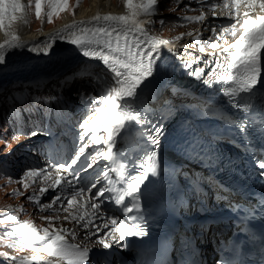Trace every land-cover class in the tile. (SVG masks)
Instances as JSON below:
<instances>
[{"label": "snow or ice", "instance_id": "1", "mask_svg": "<svg viewBox=\"0 0 264 264\" xmlns=\"http://www.w3.org/2000/svg\"><path fill=\"white\" fill-rule=\"evenodd\" d=\"M125 3L126 7L130 10L135 8L134 11L130 12V15H105L102 17L98 15L93 17L90 21H82L79 24L74 23L62 30L66 33L67 42L75 45L83 56L101 61L112 74L114 83L118 85V87L112 86V84L106 82L102 96L87 95L83 91L79 93L81 99L86 103L92 101L98 105H106L107 107L102 108L97 106L92 109L99 114L91 124L88 123V119H85L81 123L80 127L83 131L79 134L78 139L83 143L75 153V158L71 159L70 162L61 163L59 166L60 168L71 170V174L76 178V183H79V173L86 171L87 168L92 166V163H85L77 170L76 166L81 156H84L85 160L90 162H95L99 158L98 156H91L85 153V148L88 147L90 143L109 144L114 140L115 134L125 126V120L136 121L138 123H150L142 118L139 112L131 108L126 98L135 97L137 95V88L148 77L153 76L154 72L158 69V61L162 58L160 55V46L167 45L169 42L155 40L150 37L147 30L142 27V25H145L149 21L139 18L141 16L150 17L155 14L158 11L156 7L157 0H145L144 3L139 5H132L129 3V0H125ZM214 6L213 4V7ZM256 6L257 0H248L246 3V7L249 10ZM22 7L23 5L19 0H0V25H3L6 16H10L12 13L21 10ZM49 7L52 9V11L48 13V19L49 22H51L53 13H58L63 10L66 4L63 3L62 0H52ZM223 7L229 10L236 7L237 10L235 15L237 19L235 22L231 23L230 26H222V33L231 34L234 37L239 34V38L236 39L234 44L224 47L222 52H214L210 59L204 61L205 65H214L207 75H205V67L199 66L200 58L181 61V63L185 69L189 70V75L195 76L197 79L203 78V83L210 87L214 80L230 81V84L225 85L226 90L224 94L226 96L235 97L240 93H252L260 79V52L261 49H264V16H256L254 19L250 20L248 18L249 11H245L243 13V18H239L238 0H232L231 3H229L228 0H224ZM258 7L264 10V0H260ZM35 8L36 15L39 17L42 8L41 0H35ZM183 19L187 21H202L204 17L201 15L183 17ZM160 23L164 24L165 21L161 20ZM237 25L240 26L237 27ZM212 31L214 35H216L214 26ZM189 35H191V33H189ZM59 38L64 39L65 37L59 36ZM12 39L15 41L17 37L13 36ZM53 39H55V37ZM219 39L220 36L216 35L215 40L209 37L207 41L201 42L200 36L195 37L196 42L200 44L199 50L201 52L205 50V45L215 50L219 46L217 43ZM43 43L44 47L34 45L30 50L47 54L52 44L48 41ZM143 45H147V47L145 48ZM7 46L9 48L23 47V45L19 43H8ZM4 48L5 45L0 44V64L5 62ZM193 63L197 64L194 68ZM146 87H148V84L144 83V88ZM141 91H143V88H141ZM234 106H236L235 103ZM121 109H123V111H121ZM244 110H249L247 105L244 106ZM247 123L248 122L245 121L239 124V128L242 132L246 130L245 125ZM101 130L108 134L107 139L100 135ZM38 131L40 130L33 131L32 135H37ZM161 134L162 128L153 125L151 131L146 134V138L151 144L158 147L159 136ZM85 137H88V141H85ZM99 155H102V153ZM104 158L107 159L108 157ZM146 159L149 162V166L142 174L132 177L127 185L126 194L132 197L130 202L132 206H125L123 209L126 216L133 208L139 210V195L133 194L138 192L140 185L149 172L153 175L156 174V153L153 151L146 154ZM257 166L264 169V161H257ZM29 174L31 175L32 173ZM107 175L108 173L105 172V177H107ZM262 175H264V173H262ZM68 183L70 185L72 184L71 181H68ZM59 185H61V180L57 179L54 187ZM92 187H95V184H93ZM90 190V188L86 189L81 187L77 191L73 186L70 198L67 199L68 206L71 207L73 205L77 196H82L85 191ZM41 191L45 190L42 189ZM104 191L105 189L97 191L92 197L93 202L89 205L95 210L92 215L100 214L97 216L98 219L103 216V213H101V204L95 201L103 197ZM18 194L20 193H13V195ZM28 199L39 203L38 196H29ZM122 200L123 196L117 199L116 202L121 203ZM62 202L63 198L59 195L53 199V203L62 204ZM47 207L50 208L51 205ZM85 215L88 214L85 213L81 215L79 219L84 220ZM248 215L254 217V210L250 211ZM73 218L75 219L76 217L74 216ZM11 219H15V217H11ZM48 219L50 220L51 218L49 217ZM65 219H67V217ZM93 223L94 221L87 220L83 227L89 228ZM110 224V230L105 233L104 237L98 239V242L103 245L105 249L111 246V244L107 242V237H111L112 240L118 243L119 241H123L126 236L146 235L143 225L133 224L130 228L128 223L123 220L118 221V219L114 217L110 218ZM96 229L97 232L103 229H109V219H104L102 225H96ZM117 232L119 233L118 239L115 236ZM43 233V235H39L33 224L24 222L20 223L9 234H18V239L23 244H31L33 241H44V246L42 248L38 247L35 249L37 252H46L49 256H57L61 259H65L68 261V264H86L90 251L87 247L81 249L77 245L67 244L59 231L50 233L49 229L45 228L43 229ZM88 235H92V233L90 232ZM12 246L14 245H10V247ZM180 259L181 264H184L182 255ZM28 264H32V262L28 261ZM36 264H51V262H42L37 259Z\"/></svg>", "mask_w": 264, "mask_h": 264}, {"label": "bare ground", "instance_id": "2", "mask_svg": "<svg viewBox=\"0 0 264 264\" xmlns=\"http://www.w3.org/2000/svg\"><path fill=\"white\" fill-rule=\"evenodd\" d=\"M30 1L31 0H19V2L23 5L22 9L15 13H12L10 16H6L3 25H0V44L5 45V48L3 49V51L5 52V62L3 64H0V91L10 87L13 84H17L18 82H29L31 84H34V86H41L44 82L49 81L48 79H51L58 75H62L63 73L68 72L72 66L74 68L75 65L80 64L85 65L88 63L96 66L97 68L104 69L105 71L110 72L101 61L83 56L75 45L67 42L66 33H64L62 30L68 28L69 25H72L74 23L79 24L82 21H90L93 19V17H96L98 15L101 17L105 15L127 16L130 15V12L134 11L135 8L130 10L128 7H126L125 0H88V2H86L87 0H85L84 2H82L83 5L80 8L74 10L73 13L71 8H67V11L61 17V19L59 16L56 17V19L60 20L55 25L46 27L45 21L48 16L46 17L44 23L39 26L40 23L35 22V16L32 10L33 5ZM183 1V4L192 3L190 7H192V12H195L196 16H201V10H203L205 14L208 15L207 19H204L202 21H187V23L184 24L187 25V32H185V36L182 35L183 33L179 32L177 35L175 34V36L173 37L174 39H172V37H168L166 35V31L153 30V20L160 16V14H163V12H160V9H158V11L150 17H139L140 19H146L147 21H149L145 25H142V27L147 30L150 37L154 38L155 40L168 41L169 43L167 45L160 46V55L162 58L158 61V69L154 72L152 77H148L137 88V95L140 92L147 93L152 89L159 88L158 92L159 94L161 93L162 97L169 96L170 91L172 95L176 96V93H174L171 86L175 85V88H181V86H178V84L176 83V78L178 76H175L172 72L166 70L164 66L179 67L182 66L181 61H188V59L195 60L196 58H200L199 60H208L214 54V52H222V49L224 47H227L230 44H234L236 39L239 38V34L234 37L231 34L222 33V26L217 27L216 25L217 21H222V18H220L222 15H225L229 18H234V13L231 11V9L229 10L223 7V1L218 0V3L216 5L214 1L217 0H211V2L210 0H198L196 2L194 0L192 2H190V0H186V2L185 0ZM144 2L145 0H129V3H131L132 5H139ZM228 2L231 3L232 0H228ZM239 2H242V0H239ZM247 2L248 0H244L242 7L243 10L246 9L247 11H249L248 18L250 20L254 19L256 16H264V10L258 7L260 0H257V6L253 7L251 10L247 9ZM158 4L159 7L163 5V0H157V8ZM213 4L215 6L213 7V11L211 13V7L213 6ZM180 9L181 8L179 7L178 10ZM216 10H218L219 12H224V14H214L216 13ZM242 13H244V11H242ZM215 15L217 17H215ZM53 20L54 16L53 18H51V22ZM48 23L50 22L48 21ZM213 26L216 29V35L220 36V39L217 41L219 46L215 50H213L212 48L205 45V50L201 52L199 50L200 44L196 42L195 37L200 36L201 41L203 42L207 41L209 37L216 38V35H214L212 31ZM239 26L240 25H237V27ZM189 33H191V35H189ZM58 34L59 36H64L65 38L60 39ZM13 36L17 37V40L13 41ZM54 37L55 39H53ZM45 41H48L52 44V47L48 50L47 54H45L44 52L37 53L36 51L30 50L34 45L44 47L43 42ZM8 43H19L22 44L23 47L9 48L7 46ZM143 46L145 48L147 47V45ZM263 55L264 49H261L260 58ZM172 80L174 84H167L171 83ZM217 81V86L220 88L225 87L226 84H230V81ZM144 83H147L148 87L144 88ZM263 84L264 80L259 79L254 91L259 92V89L257 87ZM116 86L118 87V85ZM141 88H143V91H141ZM260 93L264 94V92ZM137 95L135 97L126 99L129 101L131 108L139 112L141 116L142 113L139 111L140 105L137 102ZM183 98L184 97H180L176 103L181 101V99ZM121 111H123V109H121ZM232 116L237 117V113H232ZM196 123L198 122L196 121ZM124 125L125 126L115 134V138L113 141H111L109 144L104 143V149L101 151L102 155H98L99 161L97 162V165L102 166L99 171H96L93 174L94 180L96 182H100V185L103 186L104 182L100 181V175L102 172H104V165H106L107 162L111 163L110 168L106 165L107 170L110 172L109 174H111V176L113 175V177H111L112 181L108 182V185L109 187L113 186L115 188L113 207L115 208L116 213L121 214V216L117 215L119 221H124L123 209L125 208V206H130V202L132 200L130 196L126 194L127 190H125L124 187L125 180L122 179L124 170H129L134 165L135 168L140 169L142 172H144L149 166V162L146 159V154L154 151L156 153L155 163L157 164L156 174L153 175L151 172H149L144 180V183L146 185H151L156 178L162 179L166 176V174L174 173V166L183 160L182 154L174 148L173 143L165 139L164 137L159 136L158 147L151 144L147 140L146 134L151 131V127L148 123H138L136 121L125 120ZM203 129L204 126H201V130ZM125 134H131L135 136V142H137V145L135 147L130 148V146L126 145ZM107 135L108 134L104 132L105 139H107ZM113 153H115V155L112 156ZM118 156H121L122 160L125 161V165L121 166L122 171L119 167H113V163L118 162ZM104 157L108 158L105 159ZM192 171L200 172L201 169L194 165L192 167ZM176 173H178L177 170ZM121 196H123V200L121 201V203H117V199H119ZM193 198L194 197H190V200H193ZM86 199H88L87 196H84V199L79 206V200L76 197V208L81 209V207L86 203ZM90 201H92V199H90ZM88 204L89 203H87L86 205ZM187 210H191L190 204ZM94 211L95 210H93V212ZM106 213L107 211H104V215H106ZM96 225H99L98 222L93 223L89 228H87L96 237H104L105 233L109 231L111 227V224L109 222V229H103L97 232ZM59 232L61 233V231ZM108 241H110V247L115 251V255L117 253H123L120 241L117 243L115 240H112L111 237H107V242ZM90 242L91 241H88V243ZM101 248L104 247L102 246ZM37 258L51 261L58 260V263L60 264L65 263L64 260L59 259V257L49 256L46 252L38 253L33 257L26 259L24 262L25 264H28V261L33 262ZM125 262L127 264H130V261L128 260H125Z\"/></svg>", "mask_w": 264, "mask_h": 264}, {"label": "rangeland", "instance_id": "3", "mask_svg": "<svg viewBox=\"0 0 264 264\" xmlns=\"http://www.w3.org/2000/svg\"><path fill=\"white\" fill-rule=\"evenodd\" d=\"M84 1L85 0H62V2L66 4V7L63 10L59 11L58 13L54 12L52 15V18L54 16V20L50 23H48L49 19L48 18L46 19V17L48 16L49 11H52V9L49 7V4L50 2H52V0H41L42 8H41V15L39 17H37L36 15L35 0H31L30 2L33 5L32 10L35 16V22L40 23L39 24L40 26L42 23H44L46 19L45 26L51 27L55 25L61 19V17L67 11V8H71L72 13H73L74 10L80 8L83 5L82 2ZM86 2H88V0ZM183 3L184 1L182 0H163V5L159 7L160 12H163V14H160V16H158L155 20H153V30L166 31L167 33L166 35L168 37H172V39H174L173 37L175 36V34L177 35L179 32L183 33L182 35L185 36L186 35L185 32H187V25H184L181 21H179V17L183 15L178 14V13H182L183 10H186L189 13V11H192V9L191 8L188 9V5L183 4ZM179 7L182 10L181 9L178 10ZM200 14L204 16V19L205 18L207 19L208 15L205 14L203 10L200 11ZM57 16H59L60 19H56ZM159 20L160 21L163 20L165 21V23L161 24ZM212 38L214 40L216 39L215 37H212ZM81 66H85V65L80 64V65H77V67L74 66V68H72L67 73H65V75L63 76L58 75L54 77L55 80H53V83L55 85L58 84V81L60 79L62 78L67 79L68 75L74 76L73 71L77 70V68ZM85 73H86L85 74L86 78H88V80L94 79L95 82L99 84L100 89H104L106 82L112 84V86H116V84L113 81L112 74L108 71H98L95 69H88V71H86ZM109 73L111 76L109 75ZM75 81L72 84H70V88L74 87ZM17 84H13L10 87L0 91V102L2 103L0 105V111H1V108L3 107L4 114H5L7 112V106L12 108V105H16L17 113H16V116H14L13 120H11L10 125L14 126L17 119H23L26 116V114H28L30 118H33V120L37 119V121L35 122L36 126L41 127V123L43 122V119H45L46 117L44 113L45 111L42 112V109L38 108V106H36L31 100L27 99L24 102H19V103L13 100H12V103L9 102L8 97H7L8 95H10L11 98H13L15 91L17 90L20 91L25 87L27 89L31 88V85L28 82H22L20 83V85H17ZM32 89L35 90L34 94L37 96L42 94L43 91L45 92L48 91L46 86L42 87L41 89L37 87H33ZM53 91H54L53 92L54 94L58 92L56 88ZM84 93L91 95L93 92L88 86H84ZM74 94L75 92H73V90L70 89L69 96L71 98H75ZM39 98H42V100L45 101L47 96L45 94H42V96ZM37 103H40V101H38ZM93 104L94 103H92L90 115L87 118L88 123L90 119L92 118V113L94 111L92 110L94 108ZM28 106H33L34 111L28 110ZM201 106L203 105L200 104V107ZM101 107L106 108L107 106L102 105ZM197 111H198V108L195 110V112L197 114L200 113L199 117L203 116V112H199V111L197 112ZM205 113L211 114L210 110L208 111V109ZM7 117H8V114H7ZM3 121L6 122V119L4 118L3 120L0 121L3 127V128L0 127L3 129V130L0 129V134H1L0 135V153L2 152L1 155L7 154L13 148L11 152H14L16 154L20 151L23 145V142H21L22 137L17 134L13 135V133H11L10 130L9 132H5L6 127H4ZM48 133L51 134L50 132ZM103 134H104V131L101 130L100 135L102 137H103ZM37 135L41 136V133L38 132ZM34 136L35 135L29 136V138L34 137ZM102 148H103V143H99V144L90 143L88 146V152L93 151L95 153L97 151L98 153L100 150H102ZM186 173H187V170L183 172V175L187 176ZM43 187H44L43 180H37L32 175L26 176V175L17 174L16 176L13 175V177H7V176L0 174V255L5 257L4 259H7L8 261L14 262V264H19L20 261L24 262L26 259L33 257L34 255L38 253H41V252H37L35 249L38 247L42 248L44 246V244L42 246H39V244H35L34 246L32 244H23L19 241L18 234L16 235L9 234L20 223L30 222L31 224L35 226V228L40 233V235H41V232H43V229L45 228L53 231L55 230V227H58L59 225H64L65 223L73 224V219L69 221H66L65 219L66 216H68V214L71 213V210H65L61 206V209H59V207H56V211L53 213L54 209H51V208L49 209L47 207L48 205L45 204L46 202H48V200L45 199L44 201H41L39 199V203H36L35 201L28 199L29 196H32L31 195L32 191H34L35 193H40ZM16 192L20 194L13 195V193H16ZM73 206L74 207L77 206L76 200L74 201ZM11 217H15V219H11ZM49 217L51 218L50 220L48 219ZM10 245H14V246L10 247ZM94 245H101V244L94 243Z\"/></svg>", "mask_w": 264, "mask_h": 264}]
</instances>
